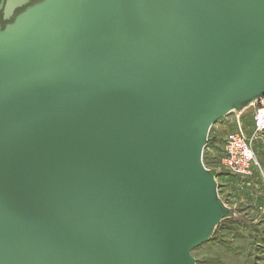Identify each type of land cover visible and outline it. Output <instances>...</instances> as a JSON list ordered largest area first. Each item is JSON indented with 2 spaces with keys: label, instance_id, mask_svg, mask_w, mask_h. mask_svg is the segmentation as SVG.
<instances>
[{
  "label": "water",
  "instance_id": "water-1",
  "mask_svg": "<svg viewBox=\"0 0 264 264\" xmlns=\"http://www.w3.org/2000/svg\"><path fill=\"white\" fill-rule=\"evenodd\" d=\"M31 1L0 0V264H197L212 127L264 97V0Z\"/></svg>",
  "mask_w": 264,
  "mask_h": 264
},
{
  "label": "rangeland",
  "instance_id": "rangeland-1",
  "mask_svg": "<svg viewBox=\"0 0 264 264\" xmlns=\"http://www.w3.org/2000/svg\"><path fill=\"white\" fill-rule=\"evenodd\" d=\"M255 110L251 104L212 127L203 158L216 175L226 216L211 240L194 249L197 264H264V136L254 147L251 174H236L223 164L228 136L249 134Z\"/></svg>",
  "mask_w": 264,
  "mask_h": 264
},
{
  "label": "built area",
  "instance_id": "built-area-1",
  "mask_svg": "<svg viewBox=\"0 0 264 264\" xmlns=\"http://www.w3.org/2000/svg\"><path fill=\"white\" fill-rule=\"evenodd\" d=\"M256 107L252 131L234 132L228 136L224 148L223 164L236 174L249 175L256 160L254 147L264 136V97L253 103Z\"/></svg>",
  "mask_w": 264,
  "mask_h": 264
},
{
  "label": "flooded vegetation",
  "instance_id": "flooded-vegetation-1",
  "mask_svg": "<svg viewBox=\"0 0 264 264\" xmlns=\"http://www.w3.org/2000/svg\"><path fill=\"white\" fill-rule=\"evenodd\" d=\"M38 1H40V0H32L31 3H32V2H33V3H36V2H38ZM33 3H32V4H33Z\"/></svg>",
  "mask_w": 264,
  "mask_h": 264
},
{
  "label": "bare ground",
  "instance_id": "bare-ground-1",
  "mask_svg": "<svg viewBox=\"0 0 264 264\" xmlns=\"http://www.w3.org/2000/svg\"><path fill=\"white\" fill-rule=\"evenodd\" d=\"M32 3H33V2H32ZM32 3H31V4H32ZM250 105H251V104H250ZM252 105H253V103H252Z\"/></svg>",
  "mask_w": 264,
  "mask_h": 264
}]
</instances>
